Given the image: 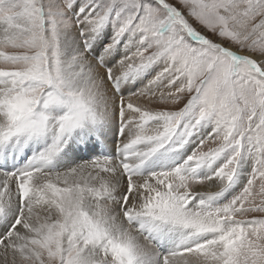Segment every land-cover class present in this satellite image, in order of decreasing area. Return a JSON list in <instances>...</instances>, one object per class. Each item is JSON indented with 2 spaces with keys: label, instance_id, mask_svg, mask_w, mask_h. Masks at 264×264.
I'll return each instance as SVG.
<instances>
[{
  "label": "snow or ice",
  "instance_id": "1",
  "mask_svg": "<svg viewBox=\"0 0 264 264\" xmlns=\"http://www.w3.org/2000/svg\"><path fill=\"white\" fill-rule=\"evenodd\" d=\"M0 264H264V0H0Z\"/></svg>",
  "mask_w": 264,
  "mask_h": 264
},
{
  "label": "bare ground",
  "instance_id": "2",
  "mask_svg": "<svg viewBox=\"0 0 264 264\" xmlns=\"http://www.w3.org/2000/svg\"><path fill=\"white\" fill-rule=\"evenodd\" d=\"M81 147H83V146H81ZM99 149H97V151H98ZM92 154H95V153H92ZM80 155H82V154H79V158H81V159H88V157H89V155L88 154H83V156H80Z\"/></svg>",
  "mask_w": 264,
  "mask_h": 264
},
{
  "label": "rangeland",
  "instance_id": "3",
  "mask_svg": "<svg viewBox=\"0 0 264 264\" xmlns=\"http://www.w3.org/2000/svg\"><path fill=\"white\" fill-rule=\"evenodd\" d=\"M80 154H82L80 156H83V154H88L89 155V153H86V152H81Z\"/></svg>",
  "mask_w": 264,
  "mask_h": 264
}]
</instances>
